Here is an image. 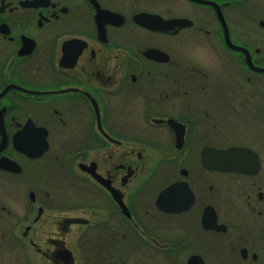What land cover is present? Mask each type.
Wrapping results in <instances>:
<instances>
[{
	"label": "flooded vegetation",
	"instance_id": "1",
	"mask_svg": "<svg viewBox=\"0 0 264 264\" xmlns=\"http://www.w3.org/2000/svg\"><path fill=\"white\" fill-rule=\"evenodd\" d=\"M232 48L264 67V0H0V264H264V159L213 141L264 132ZM231 146L255 173L203 165Z\"/></svg>",
	"mask_w": 264,
	"mask_h": 264
},
{
	"label": "rangeland",
	"instance_id": "2",
	"mask_svg": "<svg viewBox=\"0 0 264 264\" xmlns=\"http://www.w3.org/2000/svg\"><path fill=\"white\" fill-rule=\"evenodd\" d=\"M264 53V48H261ZM210 51H220L219 48H211ZM264 57V55H263ZM257 79L258 83H264V73L250 72ZM226 80L232 85L239 87L242 91L247 88V83H242L238 74L233 69V65L225 61V67L222 72V80ZM221 107V106H220ZM219 107V108H220ZM214 116L222 119L227 118L225 125L220 126L214 134L213 141L219 144H225L227 141L254 143L258 147V151L264 159V132H261L263 125L259 121L252 120L242 112H232L225 116V110L214 109ZM225 133L227 136L225 137Z\"/></svg>",
	"mask_w": 264,
	"mask_h": 264
},
{
	"label": "water",
	"instance_id": "3",
	"mask_svg": "<svg viewBox=\"0 0 264 264\" xmlns=\"http://www.w3.org/2000/svg\"><path fill=\"white\" fill-rule=\"evenodd\" d=\"M165 23L178 22L176 19L164 21ZM243 52L246 55V62L250 68L256 71L264 72V67L254 66L250 54L246 48H233ZM203 165L210 169L223 171L224 169H235L244 173H255L257 171L258 161L257 154L243 146L229 147L226 149L207 148L202 151ZM236 158L231 164H226L224 158ZM208 160V161H207ZM96 177V176H95ZM97 180L101 181L98 177ZM170 186L166 191L174 188Z\"/></svg>",
	"mask_w": 264,
	"mask_h": 264
},
{
	"label": "clouds",
	"instance_id": "4",
	"mask_svg": "<svg viewBox=\"0 0 264 264\" xmlns=\"http://www.w3.org/2000/svg\"><path fill=\"white\" fill-rule=\"evenodd\" d=\"M196 61L201 67L212 69L214 67V57L213 55L200 45H196L194 48Z\"/></svg>",
	"mask_w": 264,
	"mask_h": 264
}]
</instances>
